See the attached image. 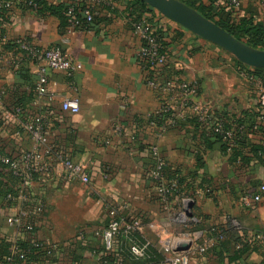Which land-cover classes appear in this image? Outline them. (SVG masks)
Here are the masks:
<instances>
[{"label": "crops", "instance_id": "crops-1", "mask_svg": "<svg viewBox=\"0 0 264 264\" xmlns=\"http://www.w3.org/2000/svg\"><path fill=\"white\" fill-rule=\"evenodd\" d=\"M136 1L115 0L110 7H97L93 26L71 33L54 15L20 4L0 18V145L15 157L32 151V138L23 130L39 123L55 150L88 166L90 176L87 186L67 183L55 173L44 182V178H36L29 189L34 199L32 209L41 206L42 212L34 233L23 238L7 226L8 211L0 201L2 254L17 241L38 240L52 252L49 259L37 253L28 264H165L171 240L185 232L179 219L180 201L185 198L192 200V215L210 232L227 231L233 238H241L234 222L242 225L247 237L264 231V201L250 208L242 202L244 195L255 194L264 185V153L251 154L247 148V161H233L213 138L208 123L202 121L206 115L214 120L239 117L244 112L263 115L264 108L258 103L262 88L242 77L236 58L205 44L156 10L146 12L143 21L163 33L167 63L157 70L143 66L139 57L143 43L129 11ZM181 2L205 6L216 22L235 27L248 21L264 29L259 0H239V9L231 6L230 0ZM41 3L46 7L68 6L72 0ZM25 41L42 49L61 47L70 54L78 72L69 78L50 71L47 93L39 95L36 65H13L12 44ZM147 76L160 86L182 82L196 88L194 105L184 118L175 123L169 118L158 119L161 106L173 96L149 88ZM67 98L79 101V113L63 110L62 102ZM173 104L176 109L177 102ZM17 108L22 113L9 119ZM195 120L204 126L195 125ZM262 124V130L253 128L247 138L249 145L264 148ZM154 146L183 180L179 193L166 205L159 201L150 179L155 167ZM14 185L0 164V197ZM114 210L130 220H141L146 227L139 239L150 244L160 263L124 259L118 255V246L113 253H106L95 232L111 222ZM82 231L84 238L80 239ZM237 247L219 246L207 260L196 258L193 264H264V243L231 262L230 253Z\"/></svg>", "mask_w": 264, "mask_h": 264}, {"label": "built area", "instance_id": "built-area-1", "mask_svg": "<svg viewBox=\"0 0 264 264\" xmlns=\"http://www.w3.org/2000/svg\"><path fill=\"white\" fill-rule=\"evenodd\" d=\"M77 3L89 2L93 6L113 5L115 0H72ZM260 6L264 10V0H259ZM17 4L24 7L37 10V0H0V10H6V15L10 9ZM231 6L239 9V0H230ZM83 6V5H82ZM76 13V9L70 6L68 9L69 32L80 28L79 21L71 18ZM80 13L88 23L93 21V15L90 9H80ZM135 31L140 36L143 46L140 50L139 57L148 63L153 70L161 69L167 63V57L163 52V48L158 41L157 30L152 27L148 21H141L135 24ZM13 65L15 68L22 64L30 63L36 65L37 73L40 77L37 86L38 94L43 96L47 93L46 86L48 84V74L50 71L64 73L67 77L73 78L78 72V66L74 63L70 54L57 45H52L46 49L39 48L31 42L15 43V50L11 52ZM240 73L243 78L250 82L260 85L262 93L259 96V104L264 108V83L261 79H256L248 70L242 68ZM147 86L153 90H163L170 93L172 101L161 106L159 114L169 116V119L175 123L178 119H182L187 114L188 109L194 105L196 88L182 82H168L164 86H160L154 78L147 79ZM177 102L178 107L175 109L173 103ZM62 108L66 112L77 114L80 111L79 101L73 98H67L62 102ZM22 113L20 108L9 115V119H16ZM204 123H215V131L224 137L228 143H232L234 139V130H227L224 123L211 116L206 115L202 119ZM243 130V128H241ZM23 132H28L34 143V149L25 152L14 159L0 155V164L6 167V173H11L17 181L13 193H8L4 197L5 207L8 215L6 224L8 227L16 231L21 236H29L34 233L37 226L38 215L42 212L41 206H36L33 210L34 199L30 194V187L39 176L42 181L45 177L53 173L67 183H80L89 185L90 176L88 166L81 163H76L73 159L64 153L55 150L54 146L49 143V140L42 128L41 124L35 123L25 126ZM21 136V132L17 133ZM155 167L150 172V179L153 181L156 194L163 205L168 203L169 196H172L177 189L178 178L167 180L165 176L168 170V163L162 158L156 146L151 148ZM264 201V185L259 188L255 194H246L242 198V202L246 208H250L252 204H261ZM192 203L191 199H182L180 201L181 215L180 218L185 232L182 235L173 237L170 242V255L165 259V264H193L196 258L202 262L207 260L213 249L218 244L217 237L215 238L211 232L206 230L195 229L201 224V220L192 215L191 211H187V206ZM114 218L109 224L95 232V235L102 239L104 250L106 253H112L115 247L127 251L135 261H143L150 259V244L141 243L136 238V234L144 231L145 225L141 220H130L121 215L119 211L113 212ZM236 231L242 235L244 229L237 222H234ZM80 239L84 238V232H80ZM249 243H264V231L249 235ZM24 241V240H23ZM27 242V241H25ZM28 247L22 248L20 244L15 243L13 250L9 256L0 257V264H13L14 260H18L21 264H27L30 254L35 251L45 252L48 255L52 250L47 245L38 240L27 242ZM241 248L240 246L237 247Z\"/></svg>", "mask_w": 264, "mask_h": 264}, {"label": "trees", "instance_id": "trees-1", "mask_svg": "<svg viewBox=\"0 0 264 264\" xmlns=\"http://www.w3.org/2000/svg\"><path fill=\"white\" fill-rule=\"evenodd\" d=\"M37 3H38V9H37L38 11L47 12L51 15H54L55 17H57L60 20L61 26L65 29H67L70 25V23H69L70 16H68V9L70 8V6H73L76 9L75 15L72 16L71 18L79 21V23L81 24L80 28H82L84 30H88L93 26L94 18H95L93 12H94L95 8L101 7V6H93L89 2L77 3L76 1H72V4H70L68 6L61 4L59 6H54V7H46V5H43L41 3V0H37ZM184 3L186 5H188L189 7H191L192 9L196 10L203 17L212 21L213 23L218 25L220 28H222L223 30H225L226 32L231 34L237 40L243 42L244 44H246V45H248L254 49L264 51V29L262 27L255 26L253 23L248 22V21H244L242 23H239L237 26L232 27V26H229L223 22H216L214 20L215 16L213 14L207 12L208 10L206 9L205 6L197 7V6H195V4L193 2H184ZM82 7L84 9H90L91 10V13L93 15V21L91 23H88L83 18V16L81 15L80 9H82ZM129 11L133 16V23L137 24L138 22H141L144 20L143 15L146 12H151V11H153V9H151L149 6H147L141 0H137L130 7ZM1 17H3V19L6 17V10H0V18ZM157 35H158L159 43L161 44L162 48H164L163 41H162L163 40V33L157 30ZM12 50H15V44L14 45L12 44ZM163 52H164V49H163ZM141 63L143 64V66L149 67L148 66L149 64L146 63L144 60H141ZM239 64L241 65L242 68L248 70V72L250 74L254 75V77L256 79H261L264 83V70L263 69H254V68L247 67L241 63H239ZM150 76H151V74H150ZM168 118H169V116H165V115L163 116L162 114H160L158 119H161L163 121V119H168ZM259 119L263 120V122H264V114L261 115V112H258V113L244 112L239 117L235 116L232 118H230V117L227 118V117L221 116L219 118V120H221L224 123L225 128L227 130H234L235 134H234V139H233L232 143L226 142L224 140V137L222 135H219L215 131V129H216L215 123H208L207 125L213 131L212 132L213 138L216 139L218 143H221V145H222L221 149H222L224 154L230 156V158L233 161H240V160L241 161H247L248 156H246V154H245V150L247 148L250 149L251 154H258V152H259V153H261V155H263V153H264V148H261L259 146H254L251 144L249 145L248 139H247L250 136V133L253 131L254 127H256L257 129H260V130L263 129V126H262L263 122L260 123L258 121ZM196 124H197V126H204V124H201L200 122H198V120H195V125ZM241 128H243V130H241ZM0 155H4V156H7L8 158H12V159L15 158V153L7 151V150L5 151L1 145H0ZM3 168L5 171V175L10 179V181H12V183H14L16 185L17 181L13 178V175L11 173H6V167H3ZM165 176H166L167 180L178 178V179H176L177 180V189H176V192L174 193V194H176V193L178 194L179 190H180V186L183 184V180L180 177V175L177 172L173 171L171 166H169L168 170H166V172H165ZM14 189H15L14 187L11 189H7V190L5 189V192H3L2 196L0 197V201L2 202L1 205H3V206L6 205L4 203V197L8 193L15 192ZM174 194L172 196H169L168 202H170V200L174 196ZM203 225H204V222L201 221V224L197 225L195 229L196 230L197 229L206 230V229H204ZM206 231H208V230H206ZM209 232H210V230H209ZM211 233L215 238L217 237V240H218V244L215 246L213 251H215V250L217 251V248L219 246H220V248H221V246L222 247H226V246L229 247L230 245H235V246L241 247L237 250L234 249L230 253V254H232L231 262H236V261L242 259L243 257L249 255L250 253L254 252L257 249L256 245L258 243H256V245H251L249 243V238L246 236L247 233L245 231H243L241 238H233L231 233H229L227 231H220V233L214 231ZM135 238L141 243H146V242H143L142 240L139 239V234H136ZM226 238H227V240L223 242V240ZM16 243L20 244V246L24 249H26L28 247V244L25 241H17ZM14 246H15V244H13L9 248V250L6 254H2L0 251V257L4 258L6 256H9L11 251L13 250ZM38 253L43 255L46 259H49V256H47L48 255L47 253L42 252V251L41 252L39 251ZM118 253H119L118 255H120V256L122 255V257L124 259H130L134 262L150 261L152 263H156V262L160 263V259L158 257V254L151 247H150V259L143 260V261L133 260V258L130 256V254H128L127 251H123L120 248L118 250ZM36 254L37 253L35 251H33L30 254L29 259L27 261V264L30 261V259L33 258ZM13 264H21V263L18 260H14Z\"/></svg>", "mask_w": 264, "mask_h": 264}, {"label": "water", "instance_id": "water-1", "mask_svg": "<svg viewBox=\"0 0 264 264\" xmlns=\"http://www.w3.org/2000/svg\"><path fill=\"white\" fill-rule=\"evenodd\" d=\"M141 1L196 37L232 55L241 64L250 68L264 70V51L254 49L237 40L185 3L178 0ZM193 205L192 202L187 206L188 212L191 211Z\"/></svg>", "mask_w": 264, "mask_h": 264}, {"label": "rangeland", "instance_id": "rangeland-1", "mask_svg": "<svg viewBox=\"0 0 264 264\" xmlns=\"http://www.w3.org/2000/svg\"><path fill=\"white\" fill-rule=\"evenodd\" d=\"M201 40H203V39H201ZM203 41H204V43L206 42L207 44H209V42H207V41H205V40H203ZM206 43H205V44H206ZM210 44H211V43H210ZM220 50H222V49H220ZM223 52H224V51H223ZM231 56H232V55H231ZM237 223H238L240 226H242L239 222H237ZM174 237H176V236H174ZM169 255H170V253L168 254V256H169ZM168 256H167V257H168Z\"/></svg>", "mask_w": 264, "mask_h": 264}]
</instances>
